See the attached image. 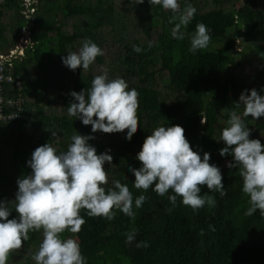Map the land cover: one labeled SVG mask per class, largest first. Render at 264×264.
Here are the masks:
<instances>
[{
  "label": "trees",
  "instance_id": "16d2710c",
  "mask_svg": "<svg viewBox=\"0 0 264 264\" xmlns=\"http://www.w3.org/2000/svg\"><path fill=\"white\" fill-rule=\"evenodd\" d=\"M20 1L6 0L1 5L0 35L4 34V28L13 27L4 25L7 7L15 11L18 20L10 45L15 44L23 25L19 21L30 22L20 13ZM235 1L213 0L216 5L207 7L205 0H178L179 11L191 5L195 13L189 24L179 29L182 38H175L171 32L178 20L170 18L178 17L179 11L174 13L159 5L151 6L148 0L142 4L125 0L128 6L120 10L114 0H40L31 19H36L33 36L37 44L14 62L13 73L21 80L22 87L15 89L5 84L7 95L18 92L24 102L17 118L0 121L1 127L9 128L10 137L9 151L4 154L7 163L0 166V199H14L17 178L31 171L26 161L37 147L32 143L34 140L39 144L48 142L57 151H64L73 133H91L90 124L67 115L68 104L74 99L70 91H87L93 76L102 73L94 70V64L105 63L111 46L118 44L107 74L110 79L122 77L129 88L137 90V129L130 139H125L126 129L98 130L91 133L93 138L88 142L97 152L110 150L113 157L111 164L104 165L108 177L105 189L113 179H118L128 185L133 200L141 193L146 199L139 208L133 204L132 217L119 209H114L111 220L88 217L82 209L80 214L85 222L80 231H65L62 235L78 240L86 264H264V216L259 210L246 215L249 199L241 190L242 177L236 168L224 170V163L231 156H221L218 151L224 146L219 140L220 132L232 112L241 115L250 128V138L264 143V117L257 120L244 117L243 106L237 104L246 83L235 69L239 63L234 57L236 40L244 36L256 42L254 50L264 60V43L260 40L264 37V0H245L239 7ZM128 13L133 20L128 19ZM75 16L82 17V21L67 30L66 19ZM129 21L134 23L138 35L128 32ZM198 22L210 29V41L207 48L192 53L188 51L190 37ZM108 32H112V38L106 49ZM85 38L100 46L103 55L97 56L80 78L65 84L64 77L74 70L64 65L61 57L80 47ZM148 41L153 42L150 47ZM134 44L141 47L140 52L133 50ZM29 64H35L38 69L34 82L26 77ZM263 72L264 63L260 74ZM29 94L38 100L28 102ZM162 124H180L193 150L199 151L201 158L208 151L209 162L219 166L225 195L201 186V194L212 195L215 205L205 204L193 211L180 202L179 196L172 205L168 200L171 190L159 196L151 186L147 190L133 186L134 174L128 166H140L136 153L146 135ZM48 128L57 130L58 135L52 137ZM11 182L16 188L4 199L5 187ZM15 215L13 209L9 218ZM129 232L135 233V239L126 243ZM41 239L40 231L31 232L19 249L8 253L6 264H35L32 255ZM137 241H147V247H136Z\"/></svg>",
  "mask_w": 264,
  "mask_h": 264
},
{
  "label": "clouds",
  "instance_id": "9594fccd",
  "mask_svg": "<svg viewBox=\"0 0 264 264\" xmlns=\"http://www.w3.org/2000/svg\"><path fill=\"white\" fill-rule=\"evenodd\" d=\"M142 4L144 0H129ZM151 6L159 5L165 10L179 11L178 0H148ZM195 8L186 5L179 11L171 35L182 38L181 26H187ZM210 29L202 22L195 25L190 37L188 51L195 53L208 47ZM152 41H148L149 47ZM133 50L141 51L139 45ZM103 55V49L94 41L85 38L76 51H68L61 57L62 63L75 70L78 66L87 69L96 57ZM264 85L258 91L255 87L240 92L238 105L243 106L242 115L257 120L264 116ZM74 98L67 107L69 117H78L81 123L91 125V133L124 132L130 139L136 131L138 118L137 90L129 88L122 77L108 78L107 71L94 75L90 87L80 91L71 90ZM204 120H201L203 123ZM51 130V136L58 131ZM250 128L241 115L232 112L226 126L220 132L224 146L218 151L221 156H231L226 160L228 168H236L242 177V192L248 194L249 207L246 215L259 210L264 216V143L258 138H250ZM73 133L66 150L57 151L50 143L34 148L26 161L31 171L16 180L17 190L11 201L0 199V264H6L8 253L19 249L29 239L31 232L40 231L42 239L32 259L35 264H86L78 240L64 237L62 233H78L85 222L81 210L88 217L114 218V209L125 215L134 216L133 204L142 206L146 196L141 193L133 200V193L127 184L113 179L108 181L105 162L111 164L113 157L108 151L97 152L88 141L92 135ZM180 124L154 127L144 138L136 159L139 167L128 166L134 174L133 186L137 189L152 190L159 196L168 194V200L175 205L177 196L180 202L193 211L216 201L208 193L201 194V186L209 191L225 195L222 173L214 163H210V153L193 150ZM11 204V207L9 206ZM17 215L11 216L12 210ZM209 227H213L209 225ZM135 233L129 232L125 242L131 243ZM147 247V241H137L136 247Z\"/></svg>",
  "mask_w": 264,
  "mask_h": 264
},
{
  "label": "rangeland",
  "instance_id": "374dc122",
  "mask_svg": "<svg viewBox=\"0 0 264 264\" xmlns=\"http://www.w3.org/2000/svg\"><path fill=\"white\" fill-rule=\"evenodd\" d=\"M200 1H204V0H200ZM207 2V7L211 6H215L216 4L213 3V0H205ZM226 1V0H225ZM245 2V0H236L235 4L237 5V7H239L240 5H242ZM114 3L117 7V9L120 10V8L122 7H126L128 6V4L125 3V0H114ZM227 5V2H225ZM8 7H7V11L4 10V15H3V20L6 21V23L8 22L9 24L13 23L12 20H14L16 14L15 11H8ZM59 15H62L61 13ZM128 19L132 18V14H127ZM35 20L34 19L31 23H22V21H19L20 24H26V25H22L21 28L19 29V32L17 33V39L20 36H24L26 37L27 35H31L33 37V32H34V26L35 25ZM82 21V17L79 16H75V17H68L66 19L65 22V28L68 30L70 28H72L73 24H77L79 22ZM8 23H7V27H8ZM133 22L129 21V25H128V32H135L136 33V29L133 26ZM14 33V31H13ZM127 34V33H126ZM128 35V34H127ZM136 35H138V33H136ZM140 35V34H139ZM14 36V35H13ZM12 37V36H11ZM105 42H107L106 44V49L109 46L108 43H110L109 41L112 38V32H108L105 34ZM141 37V35H140ZM144 35H143V39H144ZM260 40H262V43H264V37H262ZM256 42H254L253 40L249 39L246 40L244 36H240L237 38L236 40V46L234 49V57L235 60L239 63L238 65L235 66V69L238 73L242 74L243 80H245L246 86H244L242 88V90L244 89H249L250 87L256 86L257 90L260 91L261 90V86L264 85V72L260 74V69L263 67V63L264 60H262L259 56V51L256 52L254 49L256 48L255 46ZM79 46L76 47V50H78ZM118 48V44L111 46V49L109 50V52L107 53L106 59L107 61L103 64L100 63H95L94 64V70L95 71H107L109 70V64L111 63V61L113 60L112 55L114 54L115 50ZM10 49V48H9ZM258 53V54H257ZM26 54V52H25ZM21 55V59L25 56ZM59 59L57 58V61ZM58 63V62H57ZM28 70L26 73V77L34 82L37 78H38V69L35 66V64H29L27 66ZM231 70H234L233 68H231ZM85 69H82L80 66H78L73 73L67 74L64 77V82L65 84H69L72 82V80L74 79H78L80 78V76H82L84 74ZM261 75H262V79H261ZM261 94H264V92H261ZM178 98H181V95L177 94ZM27 99L28 102H33V101H37L38 99L36 97H33L32 95H27ZM264 116H262L263 118ZM7 129V130H6ZM9 128L6 127H1L0 126V166L4 165L5 163H7V159H4V154L7 155L9 148H10V137H9ZM16 137V136H15ZM39 138V137H37ZM34 145L39 146L41 144L37 143L36 140H34L32 142ZM32 143L29 144L32 146ZM28 145V144H27ZM224 170H226V165L224 163L223 166ZM15 184L14 183H8L5 187V193L7 192L6 195H3L4 199H6V197L8 196L9 191L14 192L15 190ZM75 239V238H74Z\"/></svg>",
  "mask_w": 264,
  "mask_h": 264
},
{
  "label": "built area",
  "instance_id": "2783aa9c",
  "mask_svg": "<svg viewBox=\"0 0 264 264\" xmlns=\"http://www.w3.org/2000/svg\"><path fill=\"white\" fill-rule=\"evenodd\" d=\"M6 0H0L1 5ZM39 0H21V11L25 17L32 22ZM37 44V40L30 34L24 37L20 36L15 45L6 52L0 51V121H8L18 117V111L22 108L24 98L20 93L15 95H7L6 85L11 84L13 88L20 89L22 87L21 80L13 73L14 62L21 59L27 50H33ZM6 84V85H5Z\"/></svg>",
  "mask_w": 264,
  "mask_h": 264
},
{
  "label": "crops",
  "instance_id": "0c3cea01",
  "mask_svg": "<svg viewBox=\"0 0 264 264\" xmlns=\"http://www.w3.org/2000/svg\"><path fill=\"white\" fill-rule=\"evenodd\" d=\"M39 4H40V0H39V2L37 4V8H38ZM20 7H21V1H20ZM8 11H10V10H8ZM20 13L22 14L21 10H20ZM23 17H24L25 20H27L25 15ZM14 18L15 19L12 20L13 23L9 24L7 22L9 26L13 25V27L10 28V29H5L4 28V34L0 35V51L1 52H6V51H8L9 48H11V47H13L15 45V44L14 45L13 44L10 45V43H12V41H13V37H14L13 35L15 34V29H16L15 26H16V23L18 21L17 20V16H15ZM7 23H6V21H4V25H7ZM23 25H26V24H23ZM13 31H14V33H13ZM16 41H17V39H16Z\"/></svg>",
  "mask_w": 264,
  "mask_h": 264
}]
</instances>
